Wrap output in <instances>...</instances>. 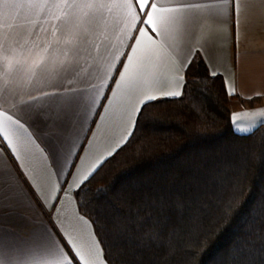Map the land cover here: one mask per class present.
Instances as JSON below:
<instances>
[{
	"label": "snow or ice",
	"instance_id": "obj_1",
	"mask_svg": "<svg viewBox=\"0 0 264 264\" xmlns=\"http://www.w3.org/2000/svg\"><path fill=\"white\" fill-rule=\"evenodd\" d=\"M247 7L246 0H0V142L8 143L24 177L22 181L0 162V209L34 210L30 193L23 187L26 182L52 221L50 229L40 214L32 217L31 222L42 231L36 247L23 261L0 257V264H117L91 227L93 221L81 214L83 201L78 202L76 196L115 154L109 151L94 166L83 167L88 150L80 142L83 123L108 89L104 81L112 82L108 72L117 75L109 57L118 52L124 61L112 95L126 88L132 97H139L124 113L130 129L124 138L127 143L146 105L185 97L186 76L194 63L203 64L206 79L221 77L226 96L240 95L235 83L230 88V80L220 71L219 27L227 23L226 17L243 15ZM129 28L133 35H127ZM120 47L125 51L119 52ZM21 73L23 78L18 79ZM81 96L86 104L80 127L69 131L63 125L66 109L79 103ZM54 102L57 107L52 109ZM30 120L44 123L43 134L56 149L50 154L40 148V166L24 171L10 137L32 144L36 134L30 130ZM230 122L234 132L251 134L264 125V109L234 112ZM66 205L73 206L70 214ZM156 207L159 217L154 223L166 224L167 206L161 201ZM174 209L182 213V202L177 201ZM172 235L178 234L173 230ZM160 236V231L149 230L140 246L149 249ZM177 252L173 244L167 245L162 264H168Z\"/></svg>",
	"mask_w": 264,
	"mask_h": 264
},
{
	"label": "trees",
	"instance_id": "obj_2",
	"mask_svg": "<svg viewBox=\"0 0 264 264\" xmlns=\"http://www.w3.org/2000/svg\"><path fill=\"white\" fill-rule=\"evenodd\" d=\"M186 78L185 97L145 106L127 143L77 192L80 211L117 264H162L169 244L178 252L168 264H264V125L234 132L221 77L194 63ZM161 201L167 223L155 224ZM149 230L161 236L146 249Z\"/></svg>",
	"mask_w": 264,
	"mask_h": 264
},
{
	"label": "crops",
	"instance_id": "obj_3",
	"mask_svg": "<svg viewBox=\"0 0 264 264\" xmlns=\"http://www.w3.org/2000/svg\"><path fill=\"white\" fill-rule=\"evenodd\" d=\"M246 3L248 7L243 15L238 14L235 18L226 17L227 23L219 27L218 55L222 65L220 71L224 77L230 80V88L231 82H234L236 91L240 94L231 97L232 113L264 109V0H246ZM42 35L43 33H41ZM127 35H133L130 28ZM123 40L125 44L129 43L126 38ZM113 42L119 43L116 37L113 38ZM124 51L123 47L119 48V52ZM118 59L121 61L119 64L115 62ZM109 62L116 69L117 75H113L111 71L108 72V75H112V82L104 81L108 84V89L103 91L102 96L98 98L92 113L83 123V131L80 134L81 144L88 149L85 154L84 168H87L88 165L94 166L98 157L102 159L103 156L108 155L109 151L115 153L125 144L124 138L130 129L124 118V113L126 110H130L139 99L138 96L132 97L126 88L118 90L117 95H112V91L115 89V80L118 79L119 71H122L124 61L117 52L109 57ZM20 78H23V73L18 75V79ZM50 91L57 92L59 90L50 89ZM249 96H252L253 99H247ZM109 99L111 103H109ZM85 104L86 101L81 96L79 103L66 109L67 118L63 121L66 129L70 131L80 127L78 121L81 118L80 114L85 111ZM56 107L57 104L54 102L51 108ZM29 124L31 125L30 130L36 134L32 144H28L26 140L23 143H18L15 137H10L13 144L18 147L17 155L21 157L19 163L24 165V171L40 166V148L46 149L50 154H54L56 149L53 140L43 134L45 127L43 122L30 120ZM97 125L100 127L98 128ZM93 132L96 133L95 138L92 137ZM88 139H92L91 145L85 143ZM0 141H2V137H0ZM0 149H3L0 153V162L4 164L5 168H12L23 181V174L9 150L8 143L0 142ZM23 187L30 193V198L34 202V210L24 207L0 209V257L5 261H23L36 247L42 231L31 222L32 217L40 214L43 222L50 229L52 225L50 214L41 207L35 193H32L26 182ZM65 207L66 214H70L73 206L66 205ZM91 227L94 228V225L92 224ZM65 247L71 255L67 244ZM73 264L76 262L74 261Z\"/></svg>",
	"mask_w": 264,
	"mask_h": 264
},
{
	"label": "rangeland",
	"instance_id": "obj_4",
	"mask_svg": "<svg viewBox=\"0 0 264 264\" xmlns=\"http://www.w3.org/2000/svg\"><path fill=\"white\" fill-rule=\"evenodd\" d=\"M253 232H251L249 235L252 236Z\"/></svg>",
	"mask_w": 264,
	"mask_h": 264
}]
</instances>
